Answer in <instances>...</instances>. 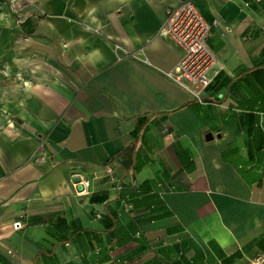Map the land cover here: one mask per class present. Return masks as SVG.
<instances>
[{"label": "crops", "instance_id": "0c3cea01", "mask_svg": "<svg viewBox=\"0 0 264 264\" xmlns=\"http://www.w3.org/2000/svg\"><path fill=\"white\" fill-rule=\"evenodd\" d=\"M182 1L0 0V264L264 256V0H191L215 55L204 102L164 73Z\"/></svg>", "mask_w": 264, "mask_h": 264}, {"label": "built area", "instance_id": "2783aa9c", "mask_svg": "<svg viewBox=\"0 0 264 264\" xmlns=\"http://www.w3.org/2000/svg\"><path fill=\"white\" fill-rule=\"evenodd\" d=\"M209 27L210 23L200 14L193 2L184 0L166 10V17L158 30L170 36L182 50L174 66L164 71L165 75L187 89L200 102H204L202 91L211 82L209 70L215 62V55L207 43ZM115 47L120 48L118 44H115ZM106 172L115 182V187L120 189L122 184L116 182L109 165H106ZM71 186L75 194H84L89 191V179L86 176L77 175L76 179H71ZM121 201L125 209L131 215H135L132 201L127 197H122ZM18 224V220L13 222L15 227ZM247 264H264V256L256 255Z\"/></svg>", "mask_w": 264, "mask_h": 264}, {"label": "rangeland", "instance_id": "374dc122", "mask_svg": "<svg viewBox=\"0 0 264 264\" xmlns=\"http://www.w3.org/2000/svg\"><path fill=\"white\" fill-rule=\"evenodd\" d=\"M34 0H30L28 2H25L24 0H6L8 9L10 10V12L12 13H19L22 12L23 9L29 5H33ZM0 64H6V62L4 60H2L0 58Z\"/></svg>", "mask_w": 264, "mask_h": 264}, {"label": "water", "instance_id": "95a60500", "mask_svg": "<svg viewBox=\"0 0 264 264\" xmlns=\"http://www.w3.org/2000/svg\"><path fill=\"white\" fill-rule=\"evenodd\" d=\"M205 138H206V139H210V138H212V133H211V132H207V133L205 134ZM75 179H76V177H75Z\"/></svg>", "mask_w": 264, "mask_h": 264}]
</instances>
